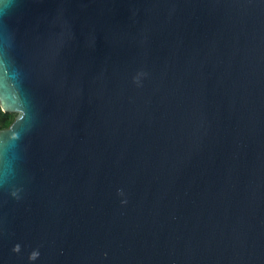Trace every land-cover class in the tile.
<instances>
[{"label": "water", "instance_id": "obj_1", "mask_svg": "<svg viewBox=\"0 0 264 264\" xmlns=\"http://www.w3.org/2000/svg\"><path fill=\"white\" fill-rule=\"evenodd\" d=\"M0 264H264V0H0Z\"/></svg>", "mask_w": 264, "mask_h": 264}, {"label": "trees", "instance_id": "obj_2", "mask_svg": "<svg viewBox=\"0 0 264 264\" xmlns=\"http://www.w3.org/2000/svg\"><path fill=\"white\" fill-rule=\"evenodd\" d=\"M15 113L4 112L0 106V129H5L14 121Z\"/></svg>", "mask_w": 264, "mask_h": 264}]
</instances>
